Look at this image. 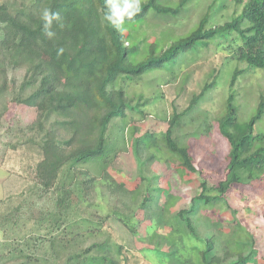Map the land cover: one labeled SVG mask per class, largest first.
<instances>
[{
    "label": "rangeland",
    "instance_id": "rangeland-1",
    "mask_svg": "<svg viewBox=\"0 0 264 264\" xmlns=\"http://www.w3.org/2000/svg\"><path fill=\"white\" fill-rule=\"evenodd\" d=\"M242 1L191 0L177 16L150 11L141 22L125 24L126 46H138L132 62L144 60L151 43L161 53L186 37L205 15L212 27L231 21L248 0ZM178 2L165 0L174 8ZM2 5L14 15L35 8L34 0H0ZM9 28L0 22V40ZM99 31L98 21L79 24L66 32L59 45L78 47V59L86 60L94 48L91 39ZM241 45V38L233 33L202 42L176 64L138 80L119 78L111 89L122 90L132 100V108L110 124L108 155L83 164L66 163L51 188L42 182L45 151L38 144L49 125L46 122L40 128L39 112L19 102L24 99L19 87L26 67L9 68L8 90L0 92V264H65L99 243H106L120 264H202L205 246L191 236L178 213L191 208L204 182L208 195L216 197L219 183L226 179L230 145L220 134L219 122L230 95L235 96L241 123L255 114L264 95V70L251 69L239 60ZM44 60L64 84L72 83L71 60L56 50L44 52ZM237 70L243 73L232 86ZM214 77L215 86L182 114ZM145 100L148 103L139 106ZM174 113L182 115L172 128L173 137L192 156L196 172L188 170L183 158L166 146ZM254 134L264 135V117L255 125ZM61 136L67 138L64 132ZM141 163L149 181L140 179ZM247 177L221 200L201 203L192 217L200 236L215 241L216 254L225 264L241 256H251L246 264H264V176ZM77 179L85 184V194H78V202L72 205L67 204L73 197L58 204L61 193L73 188ZM156 189L163 190L158 199L152 197ZM162 209L169 213L158 229L161 233L150 235L156 219L152 213ZM89 254L90 258L94 252Z\"/></svg>",
    "mask_w": 264,
    "mask_h": 264
},
{
    "label": "trees",
    "instance_id": "trees-1",
    "mask_svg": "<svg viewBox=\"0 0 264 264\" xmlns=\"http://www.w3.org/2000/svg\"><path fill=\"white\" fill-rule=\"evenodd\" d=\"M190 1L179 0L174 8L167 6L165 0H147L140 3L141 11L131 21L126 20V24L141 22L150 11L158 16H177ZM237 1L243 3L242 0ZM34 2L32 12L17 15L12 14L6 5L0 6V22L10 27L5 38L0 40V92L8 90L9 68L26 67L24 81L19 87L24 99L19 102L39 112L40 128L43 123L47 122L49 125V130L38 143L45 151L40 175L48 188L53 187L66 163L83 164L108 155L107 131L110 124L117 118H124L126 110L132 108V100L127 99L122 90L111 89L119 78L138 80L149 72L163 69L171 63L176 64L181 55L191 52L202 42L228 38L233 33L242 40V45L238 48L239 60L251 69L264 70V0H248L242 13L223 25L208 26L209 15H205L195 30L161 53H157V45L151 43L149 55L136 64L132 62L131 56L137 52L138 46H126L129 36L121 34L103 20L107 11L106 0ZM43 9L60 14V21L53 20L48 29L53 33L52 36L45 31V21L41 18ZM92 21H98L100 31L91 39L94 45L91 56L86 60H79L78 47L66 48L59 45V40L70 29ZM54 50L63 59L73 62L71 84H64L60 77L47 68L44 52ZM241 73L243 71L238 70L234 73L232 86ZM214 86L215 77L193 97L182 114L191 111ZM234 100L235 96L231 94L227 101V112L219 122L220 134L230 145L226 179L219 183L216 197L208 195L209 188L204 182L202 193L193 198L191 208L178 213L191 236L205 246L201 251L202 264L225 263L216 254L215 241L212 238L203 239L194 225L192 217L197 213L199 205L221 200L233 186L244 184V175H248V180L264 176V135L254 134L255 125L264 117V95L260 97L255 114L245 123L238 120V107ZM147 103L148 100H145L139 106ZM181 115L174 113L170 119V127L165 136L166 146L171 154L183 158L188 170L196 172L192 156L173 137L172 128ZM62 132L67 138L61 136ZM139 176L142 181H149L142 163L139 166ZM87 180L92 184V178ZM72 184L73 188L61 193L58 204L67 203L73 197L72 203L67 204L72 205L76 203L73 201L78 202V194H85V184L81 179ZM153 192L152 197L156 199L163 194L162 189ZM168 213L165 209L152 213L156 219L149 228L150 235L161 233L158 229L166 221ZM122 250V247L118 248V255ZM91 251L94 254L89 258ZM110 252L106 243H99L88 252H80L71 257L65 264H120V260ZM250 258L251 256H241L229 264H246Z\"/></svg>",
    "mask_w": 264,
    "mask_h": 264
},
{
    "label": "clouds",
    "instance_id": "clouds-1",
    "mask_svg": "<svg viewBox=\"0 0 264 264\" xmlns=\"http://www.w3.org/2000/svg\"><path fill=\"white\" fill-rule=\"evenodd\" d=\"M106 7L107 11L103 20L121 34L127 31L126 20L131 21L141 11L140 0H106ZM41 18L45 21L47 35L52 36L53 33L48 29L53 20L60 21V14L51 13L49 9H43Z\"/></svg>",
    "mask_w": 264,
    "mask_h": 264
}]
</instances>
